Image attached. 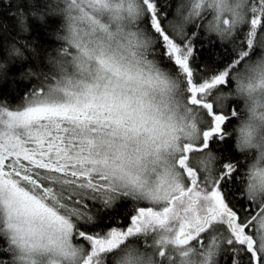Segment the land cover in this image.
<instances>
[{
	"label": "snow or ice",
	"instance_id": "6c2138e0",
	"mask_svg": "<svg viewBox=\"0 0 264 264\" xmlns=\"http://www.w3.org/2000/svg\"><path fill=\"white\" fill-rule=\"evenodd\" d=\"M29 16L57 17L62 45L21 104L0 96V264H117L141 239L147 264H264V167L237 183L238 160L212 150L232 120L237 145L264 147V0H181L174 16L167 0H0V61L23 57L5 19L28 31ZM209 16L231 48L201 71ZM122 201L128 222L102 227Z\"/></svg>",
	"mask_w": 264,
	"mask_h": 264
},
{
	"label": "trees",
	"instance_id": "16d2710c",
	"mask_svg": "<svg viewBox=\"0 0 264 264\" xmlns=\"http://www.w3.org/2000/svg\"><path fill=\"white\" fill-rule=\"evenodd\" d=\"M5 7L9 4V0H2ZM53 3L56 0H52ZM170 6V11L173 16L176 13V9L179 7L181 0H167ZM15 4L13 3L12 12H15ZM21 11H24L21 8ZM11 15V13H9ZM172 17H169L171 19ZM211 17H206L202 21H198L202 25L198 32L202 35L196 42V61L195 64L199 66L201 71H204V66H213L214 63L220 59L226 61L227 57L224 55L231 48V44L223 46L220 39L214 33H207L204 31L206 25ZM8 32L4 40L5 48L11 47L15 44L23 52V57L9 58L0 61L5 64L3 69H0V96L3 97V102L11 106H17L23 102V98L31 87L38 86L40 79H43L46 75L54 74L57 69L52 63V60L56 57L57 50L61 47L62 41L57 39L58 34H63L61 30L60 21L55 16L46 17L44 21L29 16L26 23L28 25V31H20L19 28H11V22L7 19L4 21ZM29 45V47H24ZM33 47L37 50L32 52ZM262 53L257 50V56L253 59H257ZM26 69L35 71L39 79L36 76L26 75ZM243 103L240 102V108L243 111ZM239 120H232L228 125L231 138L230 142L223 144L221 147L213 145V152L215 155L223 158H231L235 163L237 160L240 167V175L237 177V183L242 179H246L248 167L256 159V152H240L236 144L237 127ZM243 187V185H241ZM240 195V194H238ZM132 210V203L128 201H122L116 209L108 212L105 218L101 219V226H107L112 224H126L128 221L125 217ZM95 211V210H94ZM103 215V214H102ZM107 217H111L108 219ZM79 238L74 240L76 243ZM226 258L220 259V264H225Z\"/></svg>",
	"mask_w": 264,
	"mask_h": 264
},
{
	"label": "clouds",
	"instance_id": "9594fccd",
	"mask_svg": "<svg viewBox=\"0 0 264 264\" xmlns=\"http://www.w3.org/2000/svg\"><path fill=\"white\" fill-rule=\"evenodd\" d=\"M259 59H264V56L260 57ZM250 117L251 113L246 108L241 116V121L243 122V124L248 123ZM256 124L257 137H260L262 134H264V122H256ZM240 126L242 127V125ZM239 135L240 132L238 130L237 137H239ZM237 148L240 152H249L254 150L257 154V157L252 162V164H258V166L264 167V160H260L259 162L257 160V158L260 156L261 151L264 150V147L260 145V142L257 141L256 138H254L252 147L242 146L238 144ZM150 259H152V253L150 250L139 245H129V247L125 249L118 257L117 264H147Z\"/></svg>",
	"mask_w": 264,
	"mask_h": 264
},
{
	"label": "rangeland",
	"instance_id": "374dc122",
	"mask_svg": "<svg viewBox=\"0 0 264 264\" xmlns=\"http://www.w3.org/2000/svg\"><path fill=\"white\" fill-rule=\"evenodd\" d=\"M139 246L147 247V243L143 239H141L140 242H139Z\"/></svg>",
	"mask_w": 264,
	"mask_h": 264
}]
</instances>
